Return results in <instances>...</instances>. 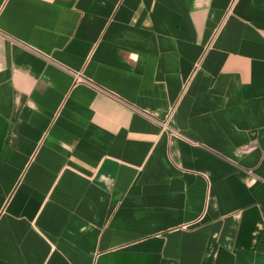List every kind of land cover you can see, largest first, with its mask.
Instances as JSON below:
<instances>
[{"label": "crops", "instance_id": "obj_1", "mask_svg": "<svg viewBox=\"0 0 264 264\" xmlns=\"http://www.w3.org/2000/svg\"><path fill=\"white\" fill-rule=\"evenodd\" d=\"M0 264H264V0H0Z\"/></svg>", "mask_w": 264, "mask_h": 264}, {"label": "built area", "instance_id": "obj_2", "mask_svg": "<svg viewBox=\"0 0 264 264\" xmlns=\"http://www.w3.org/2000/svg\"><path fill=\"white\" fill-rule=\"evenodd\" d=\"M74 76H75V81H76V82L83 81V78H82L80 75L76 74V75H74ZM164 126L166 127V125H164Z\"/></svg>", "mask_w": 264, "mask_h": 264}]
</instances>
